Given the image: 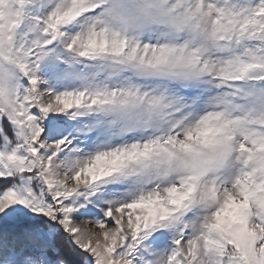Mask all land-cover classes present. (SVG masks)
<instances>
[{"label":"snow or ice","instance_id":"obj_1","mask_svg":"<svg viewBox=\"0 0 264 264\" xmlns=\"http://www.w3.org/2000/svg\"><path fill=\"white\" fill-rule=\"evenodd\" d=\"M0 264H264V0H0Z\"/></svg>","mask_w":264,"mask_h":264}]
</instances>
